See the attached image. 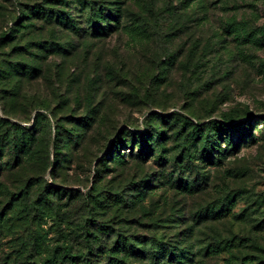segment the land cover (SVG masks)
<instances>
[{
  "label": "rangeland",
  "instance_id": "1",
  "mask_svg": "<svg viewBox=\"0 0 264 264\" xmlns=\"http://www.w3.org/2000/svg\"><path fill=\"white\" fill-rule=\"evenodd\" d=\"M56 262L264 264V0H0V264Z\"/></svg>",
  "mask_w": 264,
  "mask_h": 264
},
{
  "label": "trees",
  "instance_id": "2",
  "mask_svg": "<svg viewBox=\"0 0 264 264\" xmlns=\"http://www.w3.org/2000/svg\"><path fill=\"white\" fill-rule=\"evenodd\" d=\"M96 4L99 5V6H101V3H100V2H97ZM58 14H59V13H58ZM153 100H154V103H157V101H159V99H157L156 97H154ZM11 106H13V105H11ZM228 128H231V127H228ZM252 128H253V127H252V124L249 122L248 127H246L243 131H245L246 133H251V134H252ZM222 133L225 134L224 131H223ZM243 133H244V132H243ZM115 140H116V143H115L114 145H115L116 148H120V147L123 145V143H124V141H123L122 139L116 138ZM144 144H145V141H143V142L141 143V147H143ZM223 211H225V206H222V207H215V206H214L212 209H211V208H208V210H207V214H208L209 212H211L212 214H219V213H221V212H223ZM66 256H67V258H68L71 262H75V261L77 260V258H80V257H77V256L71 254V253H68ZM55 264H58V263L56 262Z\"/></svg>",
  "mask_w": 264,
  "mask_h": 264
}]
</instances>
